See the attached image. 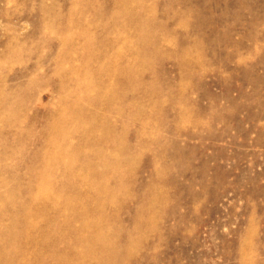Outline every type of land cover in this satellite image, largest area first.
<instances>
[{"label": "rangeland", "instance_id": "1", "mask_svg": "<svg viewBox=\"0 0 264 264\" xmlns=\"http://www.w3.org/2000/svg\"><path fill=\"white\" fill-rule=\"evenodd\" d=\"M126 12L149 20L159 41L152 56L133 21L113 25ZM116 66H131L127 91H119ZM71 102L91 114L85 128L94 142L81 144L80 131L69 129L65 167L43 171L47 131L59 113L76 122ZM7 115L13 120L2 122ZM0 119V245L7 242L0 248L15 247L22 264H59L57 254L77 264L107 258L99 250L88 256L84 245L73 250L77 236L69 228L85 220L61 207L45 214L37 207L30 237L9 231L19 219L18 228L27 226L24 210L42 192L44 176L64 186L60 198L75 195V210L89 211L96 225L92 182L115 191L103 195L112 218L100 230L110 248L134 239L131 264H264V0H0ZM105 132L109 138L100 140ZM80 146L85 155L74 153ZM103 147L104 161L118 169L106 177L84 167ZM35 179L41 187L33 188ZM150 190L160 195L154 220L136 228L137 202L125 195ZM9 194L16 196L11 204ZM51 215L58 231L44 240ZM118 226L126 232L117 234Z\"/></svg>", "mask_w": 264, "mask_h": 264}, {"label": "bare ground", "instance_id": "2", "mask_svg": "<svg viewBox=\"0 0 264 264\" xmlns=\"http://www.w3.org/2000/svg\"><path fill=\"white\" fill-rule=\"evenodd\" d=\"M138 5L142 6L143 3L140 2ZM121 12L124 13V10H122ZM119 16H121V15H117V17H119ZM124 16L125 17H124L123 20H121L119 18L115 19L113 25L114 26L117 25V26H125V27H127L129 22L133 21V23H135L136 26L137 25L139 26V29H136L137 30V40L141 43L142 50H143L144 54L146 56H148V57L150 55L152 56L156 52V50L158 49V42L159 41L157 40V37L152 32H150L151 28L149 27V20L146 19V18H141V17L140 18H133L132 17L133 15L132 16L129 15L128 12H126ZM73 21L74 22H79V21L75 20V18L73 19ZM130 25H134V24H130ZM82 36H84L85 40H86V33H83ZM83 57H84V59L86 61H88V59L90 58L89 45L84 50ZM114 70L118 73V78L120 79L119 83H118L119 91H121V89L123 91H127V89L129 88L130 84L132 86V80L129 78V76H130L129 73H131V70H132L131 66H116V67H112L111 71H114ZM186 70H188V69H186ZM127 78H128V81H126ZM62 83H63L62 84L63 85L62 89L64 91L66 83L65 82H62ZM135 85L133 87H131L130 89H134ZM80 87L83 88V85H80ZM117 95H119V92H117L115 94V96H117ZM118 100L120 102H122V103L125 102V99H123L122 97H118ZM79 104L80 103H72V106L77 107V110H78L77 111L76 122H73V124L70 125L69 123H72V120L67 119L68 115L67 114L64 115L62 113H59L60 117L58 116L59 120H58L57 124H55L54 126L49 128V130L47 131L48 134H50V136H51V140H50V142H48V149L49 150H48V152L45 153V155H47V158L44 160L43 163H41L42 164L41 167H42L43 171L47 172L48 170H53L55 168L65 167L66 160L64 158L68 154V146H69L68 142H71L68 139V136H69V131L68 130L69 129L72 128V130L80 131V133H81V144H84L87 141L94 142V138L89 137L86 134L87 132H86V128H85V123H87V120L90 118L91 114H89L86 111V109L84 108V106L82 104L81 105H79ZM4 114H6L5 111H4ZM70 114L72 115L73 113H70ZM11 116L10 115L3 116V118L5 120H3L2 122H4V123L8 122V121L11 122V120H13V119H11L12 118ZM17 116H18V114H17ZM70 118H72V117L70 116ZM17 119H18V117H17ZM14 120H15V118H14ZM164 120H165V118H163L162 122H164ZM0 121H1V119H0ZM66 124H68V127H67ZM109 131H111V130H109ZM106 132L98 134L97 137L100 140L103 139V138L106 139V137L108 139L109 136H110L109 135L110 132L108 133V136L106 135L107 134ZM23 136H24V134H23ZM23 136H21V137H23ZM111 138L114 139L112 141L116 140V138H113L112 135H111ZM105 148L106 147H103L99 151H96V152L93 153L95 155V159H98L97 161H93L91 159L87 160L88 157H85V160H87V162L84 165V167L86 168L85 170H87V171L93 170L95 172V174H98L101 177H106L107 176L109 170L112 169V166L114 164L113 163H111V164L110 163H106L104 161L105 152H106ZM74 153L77 154V155H85V153L83 152L81 146L78 147L77 149H74ZM114 168H116L115 165H114ZM65 170H67V171H65ZM65 170H64L65 171V176L66 177H70L68 169L65 168ZM115 170L118 171L117 168ZM41 172H40V175L43 176V174ZM112 174H114V173H112ZM117 174L118 173H116L115 175H117ZM42 178H43V181H42V183L40 185L42 186L43 184H45L43 186V189H39V192L41 190H42V192L39 195L31 198L29 200V202H30L29 209H27V211L24 210V212H25L24 214H27V217L29 218V220L26 221V224H24V225H27V226H25V227L20 226V228H18V226L16 225L18 220H16L17 221V222L15 221L16 224H15V222H13L11 226L9 225L10 227L8 226L9 229H10L9 230L10 232L13 231L14 234L17 232L18 235H21L23 237H26L27 235H28V237H30V234H29L30 229L37 227V223H34L30 219L33 215L36 214L35 209L37 207H38V210H41L42 213H44V214L47 213V211L50 212L51 208H54V207L55 208H59V207H61L62 210L64 211V215L65 216L70 214V215H73V217H75V218H83L85 220V222H83L84 224H83L82 227L79 228V227H75V226L71 225V228H69L74 233H76V236H77L76 237L77 238L76 243H73L74 245L71 244L74 251H77L78 247H81V245H84V247L89 250V252H88V250H86V251L88 252L87 255L90 254V255H88L90 257H91V255L92 256L94 255L92 252H95L97 250L101 251V255L102 254H106L107 255V258H105V260H103V261H101L103 256L96 257L95 259L98 258V261H99L98 264H131V260H130V256L132 254L131 253V246L133 248V246H135V243H136L134 241V239H129L126 243H121V241H120L118 243V245H117V248L116 247L110 248V244L109 243H107V244L105 243V241L108 240L107 235L104 232H102V230H100L101 226L103 224H105V221L108 220V218H112V217H108L106 215V213H105V206L109 203L108 202L109 199H104L103 195L108 193V194H111L112 196L115 197V195H116V194L114 195L115 191L112 193L111 192V188L106 187L104 184L100 183V181L99 182L98 181L92 182V186L96 190L95 195L98 196L97 198H98V202H99V209H98V218H99V220L98 221H99V224H101V225L98 227L99 224L96 225V224H94V222L88 221V219H86V217L90 216L89 215L90 214L89 211H86L85 213H81L79 210H75V207L77 206V204H76V201H74V198H72V197H76L75 195L73 196L71 193H69L71 195L70 196L67 193L68 196H66V194H65L64 198L63 197L60 198L58 195H56V192L58 194H61L63 192V190H65L64 186L62 185V186H60L58 188H55V187L52 186L54 183L51 182V177L50 176H44ZM52 179H53V177H52ZM67 179L69 180V178H67ZM35 180H37V182L36 183H32L33 185L35 184L33 188H35L37 186H40V185H37V183L41 179H35ZM49 184L51 185L50 188L48 187ZM117 185H118V183H117ZM108 194H107V196H108ZM129 194L130 195H125L126 199L128 198V200H134V201L137 202V211L132 216L133 222L135 223L134 226L136 228H140L142 226V224H144V223H151V221L154 220V214H152V210L151 209L157 204V199L160 197V195L158 197L157 192L152 191V190H150L148 192H145L144 194H142L140 196L139 195L137 196L136 194H133L131 192ZM15 197L16 196L14 194H9L7 196V201L11 204L10 201L12 200V202H14L15 201ZM58 197L60 199H58ZM107 198H109V197H107ZM110 198H112V197H110ZM17 199L18 198H16V200ZM40 200H42V201L43 200H48V201H50L49 202L50 205L49 206L48 205L43 206V203L40 202ZM75 200H77V198ZM78 200H80L79 197H78ZM95 200L96 199L92 198V197L90 199L89 198L87 199L88 202L95 201ZM111 201H113V200H110V202ZM96 205H98V204H96ZM16 214L17 213H15L14 216ZM168 216H170L169 211L162 213V218L163 217H168ZM92 219H93V217H92ZM43 220H44V218H43ZM55 220H56V218H54L51 215V216L48 217L47 220L45 219L46 226H44L43 228L39 227L40 229L42 228V230H43L42 232H43V239L44 240L48 239L51 235H53L54 233H56L58 231V229H56L57 224L54 223ZM21 221H23V220H21ZM19 222H20V219H19ZM54 225H56V226H54ZM38 229H36V230H38ZM15 230H16V232H15ZM89 230H93L94 232L97 231V239L96 240H94V237L96 236V232H95V234H92V235L90 234L92 232L88 233V235L89 234L91 235L90 237H86L85 238V237L82 236L83 233L86 235L87 234L86 231H89ZM115 232L117 234H120V233L124 234L126 232V230H125V228H122L121 226L120 227L118 226V227L115 228ZM8 234L9 233H7V235ZM10 235H11V233H10ZM13 237H11V239L15 238V237L14 238ZM58 237H60V238H58ZM62 238H65L63 233L60 234L59 236H57V240L58 241H64V239H62ZM129 238H131V236ZM4 242L7 243L6 240ZM4 242H2V243H4ZM54 242H56V241H54ZM147 242H148L147 238H145L144 239L145 245L147 244ZM2 243H1L0 246H2ZM3 246H4V244H3ZM17 246H18V244H17ZM12 248L15 249V247H13V246L12 247L10 246L9 250H5V251H4L3 248H0V264H22V263L25 262L23 258H20V257L18 258L15 255V250L11 251ZM241 254L243 255L244 253L241 252ZM93 257H95V255ZM55 258H56V260H57V262L59 264H77V263L73 262L71 259H69L67 256H64V255L57 254V255H55ZM85 260L86 259H83L81 257V261H80L79 264L84 263L83 261H85Z\"/></svg>", "mask_w": 264, "mask_h": 264}]
</instances>
